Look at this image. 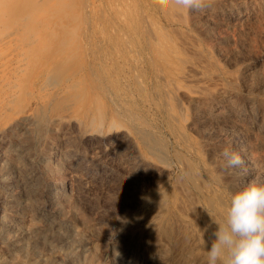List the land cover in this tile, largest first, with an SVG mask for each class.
Here are the masks:
<instances>
[{
  "label": "rangeland",
  "instance_id": "1",
  "mask_svg": "<svg viewBox=\"0 0 264 264\" xmlns=\"http://www.w3.org/2000/svg\"><path fill=\"white\" fill-rule=\"evenodd\" d=\"M132 1H133L134 5L131 6L130 4L132 3ZM134 1L135 0H124V1L123 0H120V1L119 0H0V35H3V34H8L9 35V33H11V32L13 33L14 31L15 32L19 31V33H23L26 36L28 35V42H27L28 45H26L27 47H25L26 48L25 50H27V49L29 50L28 53H29L30 57H32L33 55L39 54V53L42 54L43 58L45 57L44 59H48L49 57L50 58L53 57L54 53H56V51H55L56 49L54 48L55 49L54 50L53 47H50V49H48V46H45L46 50L43 49L44 48L43 45H42L43 41H45L47 39L48 41H51L52 43H55V41L58 40L61 37L60 35L65 34L66 31H67L66 33H69L70 31H72L71 35H74V36H72V39H73L74 43L70 47L67 48L68 50H67V53H66V55L68 56L70 62L68 61L67 63H65V66H67V67H69L71 69V71H69V73L66 74L67 76L66 75H56L54 77H51V80H49V81H47L46 79H41V75L39 74V72L36 73L37 70H38L37 69V67H38V65H37L38 62L37 61H38V59L37 60L35 59L34 61H30L31 64H30V62L26 63L25 66L22 68V71L19 72V78H18L19 79V85L21 87H23V93L21 92V90H22L21 89L16 94L15 97H8V99L6 97H4V96L2 97V95L0 94V102L2 103V104H0V107L4 106V104L5 105H10V106H8V111L9 112H7L6 114H3V113L0 112V116L3 115V116L0 117V126L2 125L0 127V132L3 131L2 133H0V137L2 138V139L0 138V149H1L0 150V157L2 156L0 158V164L2 163V166H0V172L3 169L2 167H4V164L6 163V161H13V163L19 164L21 166L20 170L21 169L23 170V171H20V174H19V172H17V170H14L12 172V174H11L12 175L11 179H13V180H11V181L8 180L7 182L5 181V182H2V183L0 182V199H2V197H3V199L4 198L6 199V198H9L8 196H12L13 195V198H11L13 201L11 202V204H9V206H10V210H9L10 215L14 218L16 223H18V222L22 223V221L26 225H29V223H30L31 226L35 229V235L36 236L33 234L34 236L30 235L29 237L21 238L22 240L20 241V243H21L22 250L17 252V254H16V258L17 259H21L22 258V260H25L28 264H45L48 259H49L48 261H52L53 263H56V264H81V263H83V259L82 258H79V260H77L75 263H68V262L66 263L65 260L63 261V259L66 256V253H68V251L71 250V245L72 244H70L69 242L72 243V238L68 234L69 230H70L69 226H71V225H73L74 227L77 226V229L79 231L81 230V232H80L81 243H90L87 246H92V247L93 246L97 247L99 245L101 246V247L99 246V249L101 248L100 250L103 252V253L101 252V254L103 255L101 261H103L104 264L106 262H108L106 264H109V262H110L109 246H108V240L107 239H108V237L110 235H113V233L115 234V236L113 235L114 241L118 242V244L120 245L121 248H124V249L126 248L125 250L126 251L128 250L129 252H131L132 255L134 253H135L134 255L142 254L143 253L142 249H144V248H142V247H141L142 249L140 248L141 245L138 243V240L137 241L135 240V237L134 238H132L131 236L129 237V235H131V231H129L130 227L124 221H121L122 219H121V216H120L121 213H122V215L123 214L125 215V214L128 213L127 211L132 210V207H133L132 205L135 204L134 199H137V196H138L139 191L141 189H145L147 187H152V186H157V185H162L165 182L164 186L167 185L165 189L169 188L168 189L169 193H170V191H174L175 190V192H177V194L183 195L181 193V192H183V191H181V189L183 190V188H182L181 185H179V182H180V184L181 183H182V185L184 184L183 186L185 187V189L187 188L188 191H189V189H188V187H189L191 189L190 192L195 195V196L191 195L187 191L190 194L189 196H187L189 199H190V196H192L191 197L192 200L196 199V197H197V199L195 201L193 200L192 204H195L194 206L198 207L199 206L198 200L201 201L202 200V196H201V192L198 190L199 188H197V187L201 186V187H206L207 189L209 188L208 191L211 194L217 192L218 194H221L222 196L224 195L223 196L224 199L227 202H229V200L231 198V194L234 193L235 191L234 192L226 191L225 189H226L228 184L229 185H235V186H238V188H241L240 186L243 187V185H246L249 181H251L252 179L257 178L259 176H260V178L262 177V179H264V176H261V174L264 175V172H263L264 171V138H261V139H260V137H258L259 139L257 137L254 138L255 136L251 135L253 130L250 128L251 125L253 126V123L255 124V122H256L258 116L260 115V113H264V111H262L264 109V106L261 104V102L264 104V93H263L264 92V85H262L263 82H264V26H263L264 25V20L261 21V22L253 21V23H251V25H249V27L247 26L246 30H245L243 28H238V27H235L233 29V27H229L227 24H224L222 21H218V20H215V19H214V21H211L213 23H211V24L209 23V24L206 25L207 21H204L205 19L201 20V18L198 16V14L196 12H193L192 14H190L191 12H187V11L182 10V9H177L175 7H173L172 10L170 9L166 14L161 13L162 16H161V14H160V16H161V18L163 20L167 19V20H170V21L179 22V23H177V25H175V28L177 30L175 29L174 31H172L171 28H167L165 31H163V29H165V28L161 29L160 26L159 27L158 26L155 27V30H157L158 32L162 31L161 33H163V34L164 33L165 34H167V33L171 34V37L170 36L169 37L170 38L173 37L172 40H174V42L177 45H180L181 47L185 46V45L186 46L187 45L195 46V48L198 50V52H200V53H198L200 55V57L197 56L199 59L195 58V61L199 60L197 63H199V62L201 63L202 62V60L200 58H201V56L203 54L204 55L202 56V58H204V59H203V62L201 63L202 65L199 63L201 66L196 63V69H195L196 71L189 72L190 78L188 79V81L186 80V78H183L182 76H177L176 80L173 81V79L172 80L170 79L171 83H168L169 81L167 82L165 80V78L162 77L164 79V81H163V79L161 80V77H160L158 82H161V83L158 84L157 81L156 82H154V81L156 80L155 77L156 76L159 77V75L155 76V74L153 73L152 65L155 62H157L158 60L161 59L160 56L158 54H154V52L156 50H160L161 49V44L163 42V37H161V35H158L156 33V40L157 41L155 40L152 43L153 46L151 45L150 47H148L149 50H151V52L144 50L146 53L144 51H142L143 57H141L140 48L137 49L136 47H134L135 46L134 43L137 40L132 39V37L127 34L128 33L127 32L128 28L123 29L124 27L128 26L127 25V20L131 16L134 15V12L135 13L138 12V7H137L138 5L135 4ZM209 1L212 2V3L219 4V3L225 2L227 0H209ZM228 1H232V0H228ZM63 2L65 3L64 4L65 6L62 4ZM118 3L119 4L122 3V5H119ZM151 3L153 5H155L154 0H152ZM135 5H137V6H135ZM51 10H56V12L55 11L53 12V14L54 15L56 14V16H54L53 14H52L53 16L50 15V11ZM64 12L67 13V14H64ZM131 12H133V14ZM51 13H52V11H51ZM193 14H194V16H193ZM118 16L121 17V18H119ZM124 16H125V18H124ZM51 17H53V18H51ZM65 19H67V20H65ZM175 19H177V20H175ZM182 19L184 21H182ZM193 19H195V20H193ZM185 21H187V22H185ZM215 21H218L219 23L218 22L215 23ZM59 22H60L61 26H62V24H63V26H65L64 29L62 27L57 29L56 26H60ZM56 23H58V25ZM25 24H29V25L32 24L34 26V29L31 30L30 32H25V31L19 30V28H21V26L25 25ZM213 24L215 25V28H213L214 27ZM199 25H200V27L202 29L200 27H198ZM203 25H204V27H203ZM208 26H210L209 27L210 29L208 28ZM211 26H213V27H211ZM242 29H243V31L244 30L245 31L244 32L241 31ZM47 30H49V31H47ZM64 30H66V31H64ZM124 30H126V31H124ZM201 30H203V31H205V33H209V34L205 35V33L203 34V32ZM117 31H119V32H117ZM157 31H155V32H157ZM175 31H176V34L174 33ZM73 32H75V33H73ZM121 32H122V34H121ZM19 33H14V36L17 37V35H20ZM41 33L43 35H41ZM116 33L117 34L119 33V35H117ZM48 34H50V35H48ZM51 34L53 36H51ZM35 35H36V38H35ZM47 35L49 36V38H48ZM122 35H125V36H122ZM40 36L41 37L44 36V40L43 39L40 40V38H41ZM11 37H13V36L11 35ZM45 37H47V38L45 39ZM124 37H126V39ZM191 37H193V38H191ZM38 38H39V40H38ZM192 39H194L196 41L193 42ZM36 40L38 41V43H37ZM40 41H42V43ZM124 41H126V42H124ZM133 41H134V43H133ZM159 41H160V44L157 43L155 45V43L159 42ZM179 42L181 44H179ZM186 42L189 43V44H186ZM52 43H50V45ZM131 43H132V45H131ZM41 46H42V48H41ZM153 48H157V49H153ZM44 51H45V53H44ZM52 52H54V53H52ZM6 53L8 54V52H3L1 55L2 56L3 55H7ZM43 54H44V56H43ZM49 54H51L52 56H50ZM70 54H71V56H70ZM147 54H148V56H147ZM225 55H226V57H225ZM227 56L230 59L227 58ZM186 58H187V55H186ZM227 59H229V60H227ZM234 59L237 61V63L235 62ZM207 60H208L209 63L205 62ZM233 60L235 62V66L233 65L234 64ZM137 62H138V64H137ZM146 62H148V63H146ZM243 63L246 66H244ZM36 65H37V67H36ZM253 65L254 66L257 65V66L253 67ZM258 65L260 66V68H258L259 67ZM65 66H64V68L67 70V68ZM85 66L94 68L96 71H98V70L99 71H98V73L96 75L93 74V76L92 75L87 76L86 84H85V82L83 80H82L83 81L82 82L81 79L74 81V83L70 82V83L66 84V78L63 77V76L68 77V75H70L71 73L76 72V70H78L77 68H82V67H85ZM206 66H207V68H206ZM104 70H105V72H104ZM197 70H198V72H201V73L197 74ZM243 70L246 71V72H243ZM261 70H262L263 73L260 72ZM218 71L220 73H218ZM251 71L253 72L254 75L256 74L254 72H257L256 76L259 79L258 78L254 79L256 76H254L252 74L254 76L253 77L251 75V73H250ZM145 72L147 74H145ZM258 72L261 73V75ZM101 73L106 74V76L102 75ZM248 73H250V74H248ZM242 74H243V76H242ZM249 75L252 76V78H249L250 77ZM100 76H101V78H105V80L107 78H108L107 80L111 79L110 80L111 84L114 83V84L117 85V87H116V85L113 84V86H115L114 88L117 90V91H115L116 92V96L119 95V98H123L124 101H126L129 104L130 108L134 112L136 111V113L139 116H141L142 124H144L142 126V129L145 127V129H143V130L146 132L147 135H150L149 136V139H150L149 143L152 145V149L151 150L148 151L147 149L143 148L142 152L144 151L143 153L145 154L146 158L151 160L152 162L161 164V161H163V162L165 161L164 165H166L165 167L168 169V171H166V172H168V173L165 174V172H161L162 174H160V173H156L153 169H151V170L148 169L147 170L146 168L145 169L143 168L141 171H138V173L136 174L140 178H138L136 175H135L136 177L135 176L132 177V175H131L132 174V170L137 169L138 166L134 164V166H135L134 168H133V165H132V166H130V168L127 166L129 168L128 170L126 169V167H123L124 169H122L121 168L122 166H120L119 163H118V161H119L118 158H121L124 155L122 150L119 152L120 154L122 153L121 154L122 156L119 153L115 154L114 150H113V145L109 143V146H108V143H106V142H105L106 143L105 147H104L105 144L102 143L104 148L101 147L102 145L100 144L98 147H101V148H99V150L96 149L97 152L98 151H103V149H104L103 152L97 153L96 151H94V152L88 151L87 149H89V146H91V144L89 143L88 145L86 144L87 146L84 145V144L79 145L78 147L81 146L80 150L77 147V149L74 151V153H72V157H76L77 159H78V157H80V155L85 153L82 156L86 155L87 159L83 162L84 163L83 166L85 165L83 168H86L88 166L87 168L89 169L94 159H95L94 160L95 163H96L97 160H98L97 163L101 162L99 164L100 168L97 167L96 171L94 169L91 172V173L94 172L93 174L90 173L88 175L86 173L87 177H85V173L84 172H86L88 170L87 168L86 169L82 168V170H76L75 168L72 167V169H74V171H76V172H74L71 169V167H69V164L67 165V164L64 163V161H63L64 157L63 156L69 150V146H68L69 143H68L67 139H69L71 136H74V134L71 132L72 130L69 127L67 128V126H62V125H60L58 123H55L56 124L55 125V124L51 123L49 119L51 118V115H53V113H55L57 110L58 111H63L64 109H67L71 105V102H72L71 100H74L73 103L75 101H77V102L80 101L82 99V93L81 92H85V90L88 88L87 86L88 85L90 86L91 83H93V85H95L94 82L97 81L98 78H100ZM145 76L147 78H145ZM191 77L195 78V80L193 78H191ZM205 78L209 79V81L207 82V79H205ZM149 79L150 80L152 79V80L149 81ZM178 79L179 80L181 79V81H183V82H181V81L179 82ZM192 79L194 80V83H193ZM200 79L201 80L204 79L205 81L204 80L200 81ZM243 79H244L245 84L242 81ZM245 79H247V80H245ZM249 79L252 82V85H255V86H250L251 82L249 81ZM41 80H42V82L46 81V82H44L46 84L45 85L41 84V86L38 85V86H36L34 88H32L33 86H30L32 83H36L37 81H41ZM89 80H90V83H88ZM144 80H146V81L148 80L147 84L149 82V85H147L148 86V90L147 91L144 90V88L142 89V87H143L142 82ZM189 80L192 81V82H190ZM256 80L258 82L260 80L261 84H260V82L258 83ZM172 82H173V84L175 82L177 85L176 84L173 85ZM256 82L258 84H256ZM24 83H25V85H24ZM198 83H200V84H198ZM240 83H243L244 86L242 84H240ZM161 84H162V86H161ZM213 84H215V85H213ZM247 84L248 85L250 84L249 86L253 87V88H250ZM204 85H206V86H204ZM245 85H247L248 88ZM26 86H27V88H25ZM29 86L31 88H29ZM156 86L159 87V88L155 89ZM164 86H167V87H164ZM173 86H175V88ZM196 86H198V88ZM212 86H213V88H212ZM72 87H74V88L72 89ZM168 87H170V89ZM240 87H241V89H239ZM53 88H54V91H53ZM118 88H119V90H118ZM163 88H164L165 91H167V90L171 91V92L173 91L174 93H177L179 95V97H178V100L180 99L179 103L180 104H184L182 106H183L184 113H185L186 117H185V115H183V116L185 117L186 121L182 120V118H180V117H177L176 113H178V108L176 106H178V104H177L178 102L176 100V97L175 96L172 97V93H170L171 99L173 100V102H172L170 100L169 96L168 97L162 96V94H164L163 92H165L163 90ZM176 88H178V89H176ZM220 88H225L229 92L233 93V96L235 97V99H238V97H239V99H241L244 102L243 103L240 100V102L243 105L247 106L248 102L249 103H251V102L253 103L254 102V105L256 104L255 107H254L255 109L253 108V110H252L254 113H251L252 111L249 112V110L248 111L246 110L247 112L246 111L242 112L240 110H236L235 113H236V115L238 114L237 115L238 118L240 120L243 118L241 121L240 120L239 121L240 122L243 121V123L245 122L244 123L245 125L242 126L243 123H240L239 125L242 126V129L234 128V131H235V129H237L235 132L231 128L230 129H224L223 127H221L222 131H220V130L218 131V129H220V126H218V125L216 126V124L214 125L213 123H212L213 125L211 123H209V124H207V123L205 124L204 123L202 125V123H201L200 126H196V128H194L196 130H197V128H198V130L200 128L205 129V131L207 132L206 134L204 133L205 131L202 130V129H200L201 132L203 131L202 133L200 132V130H199V132L197 131L198 133L194 132L195 130L192 129V128H191V130H192L191 131L190 127H188L187 124H189L188 121H193L195 114L188 108L189 101L191 100L190 97L196 96V95H198L200 93H204L206 95H213V94L217 95V92H218V90ZM243 88H245V89L243 90ZM24 89H26L27 91L24 90ZM171 89H173V90H171ZM247 89L248 90L250 89V90L248 91ZM261 89H262V91H261ZM72 90H73V92H72ZM191 91H193V92H191ZM69 92L70 93L71 92L72 93L75 92L74 93V95H75L74 97H75L76 100L74 98L72 99L73 95H71L72 97L68 98L67 100L61 98V96H64V94H69ZM55 93L59 94L58 96H59L60 99H55L58 102L57 101L55 102V100H54V102L56 104L54 103V104H51V105H55L56 106L57 103H60V105L58 104V106L55 107V108H53L54 106L53 107L49 106V107H47L46 110H44L45 109L44 106L48 104V101L51 100V98L53 97V95ZM117 93H118V95H117ZM180 93L181 94L183 93V94L181 95ZM187 94L189 95V98L185 97V95L188 96ZM46 95H47V97H46ZM50 96H51V98H50ZM159 96L161 98H159ZM49 98H50V100H49ZM132 98L133 99L135 98L134 99L135 101ZM158 99H159L160 102L157 101ZM3 100L6 101V103ZM166 100H167L168 103L166 102ZM13 101H16V102H13ZM43 101H44V103H43ZM174 101H176V102H174ZM171 102H172L173 106L171 105ZM154 103H156V104H154ZM166 103H167V106H166ZM160 104H162V105H160ZM26 105H30L32 108H36V109H32V115H33L34 118L33 119H29V120L28 119L27 120H21L20 124H18L17 127H13L11 129V125H9L10 121L13 118H17V116H18L17 115L18 113L16 112V114H15L14 112L18 110V107L21 108V106L23 107V106H26ZM9 107H11V108H9ZM100 107L101 106H95V108H94V110H96L95 112L97 113V114L95 113L97 121H95V125H93V129H96L95 131H98L100 129H101L100 131H102L104 125H106V123L104 124V122H105V114L106 113H105V110H103ZM166 107H168V108H166ZM48 108H49V110H48ZM51 108L54 110V112H53V110ZM172 108L173 109L175 108L174 109L175 112H173L174 110L173 111L171 110ZM39 109L40 110L43 109V111H44V112L42 111V116H41V113L39 112ZM257 109L261 110L262 112L258 111ZM254 110L255 111L257 110V111L255 112ZM37 111H38V114H37ZM50 111L53 112V113H51V115L48 114V113H50ZM102 112L104 114H102ZM170 112H172L173 114L170 113ZM192 114H194V116ZM244 114H246V115H244ZM11 115H13V116H11ZM239 115H240V117H239ZM252 115L255 116V117H253ZM253 118H255V119H253ZM171 119L174 120V121L172 122ZM41 120H44V121H41ZM24 122H25V124H24ZM34 122H36V123H34ZM174 122H177V123H174ZM249 122H250V124L251 123L252 124L250 125ZM176 124H177V127H176ZM183 124H185V125H183ZM50 125H52V126H50ZM58 125H60V127ZM246 125H247V127H246ZM8 126H10V127H8ZM211 126H214V127H211ZM176 128H177V130H176ZM215 128H217V129H215ZM64 129H66L67 131L64 130ZM212 129L216 130L217 132L216 131L212 132ZM105 130H104L103 136H106L107 135L106 133H108L106 128H105ZM223 130H225V132H226V130L227 131L231 130L232 132H226V133L224 132V133H222ZM245 131L249 132V135L251 136V138H250L249 135H247L248 132H245ZM65 132H67V133H65ZM238 132L240 134H242V135L239 136ZM41 133H42V135H41ZM63 133H65L64 137H63ZM194 133H196V134H194ZM235 133H236V135H235L236 137H234ZM232 134H233V136H232L233 139L231 138L232 140L230 138H228L230 140L225 139V137L227 138L228 135H229V137H231ZM206 135L207 136L209 135V136L207 137ZM222 136H224V138ZM245 136L246 137L248 136V137L245 138ZM211 137H212V139H211ZM240 137H243V138H240ZM61 139H64V140H61ZM220 139H221L222 142L219 141ZM243 139H245V140H243ZM249 139H251V140H249ZM179 140H181V141H179ZM253 140H254L255 143H253ZM61 141H62L63 145H62ZM140 143H142V142H140ZM242 143H244L243 144L244 146H241ZM245 143H246V145H248L247 146L248 148H246ZM3 144H4V146H3ZM66 144H67V146H66ZM187 144H189V145H187ZM233 144H235L236 146L233 145ZM237 144L239 145L238 146L239 148L237 147ZM57 145H59V146H57ZM157 145L160 146V147H158ZM153 146H155V147H153ZM189 146H190L191 150L187 149ZM202 146L205 149L202 148ZM224 146H226V148H232V149H234L236 151L239 150L238 152L242 153L240 155L244 159L245 164L241 168H237V169L232 170V171L230 170L229 172H227V173L222 175V171L221 170L223 169V160H222V157H220V153L219 152H222L225 149ZM262 146H263V148H261ZM221 147H224V148H221ZM253 147H254V149H253ZM259 147H260V149H259ZM217 148L218 149L220 148V149L218 150ZM2 149L5 150V151H3ZM19 149H22V150H19ZM155 149H157V150H155ZM247 149H248V151H246ZM6 150H7V152H6ZM62 150H64L65 152L62 151ZM77 150L79 152H77ZM214 150L216 152L217 151L218 152L216 153ZM87 151L91 152L93 155H91V153H89V156H88ZM154 151H155L156 154L158 153L157 154L158 156H155L156 154L154 153ZM80 152H83V153H80ZM95 153H96V155H95ZM124 153H125V151H124ZM163 153H165V155ZM200 153H202V154H200ZM245 153H247V154L245 155ZM74 154H77L79 156L74 155ZM100 154H101V156H100ZM108 154L109 155L110 154L111 155L114 154L115 157H114V155L112 157L111 155L109 156ZM149 154H152V155H149ZM209 154H210V156H209ZM213 155H215V156L219 155V156H217L218 157L217 158V157H215ZM17 156H19L21 159H19V157H17ZM103 157L105 159H103ZM111 157H112V159H111ZM150 157H152V159ZM156 157H158L157 160H156ZM22 158H25V159L23 160ZM76 158H73V159H76ZM90 158H91V160H90ZM92 158H93V160H92ZM161 158H163V159L160 160ZM100 159H101V161H99ZM106 159L108 160V162H107ZM109 159L111 160V162L113 161V163H111ZM176 159H178L179 161H181V160H183V161H181L179 163V161H177ZM261 159H263V160H261ZM56 161H57V163H56ZM166 161L168 162L167 164H166ZM19 162H21L22 164H20ZM110 163H111V166L114 165V168L110 166ZM181 163H182V166H181ZM183 163H184V165H183ZM188 163H189V165H188ZM62 164H64V166L66 165V167H64ZM107 164H109V165L107 166ZM257 164H258V166H257ZM56 165H58V166L56 167ZM100 165H102V166H100ZM115 165H116V167H115ZM61 166H63L65 169L63 167H61ZM105 166H107V169L105 168ZM184 166H185V168H184ZM117 167L120 168V171H118L119 168H117ZM252 167L255 169V171H253L254 169ZM58 168H61L60 169L61 171ZM109 169H110V172H109ZM184 169H187V170L185 171ZM258 169H259V171H258ZM83 170H85V171H83ZM115 170H117L116 172H118V173H115L114 172ZM143 170H144V172H143ZM145 170H147L146 173H145ZM193 170H194V172H193ZM70 171H72V172H70ZM104 171H106V172H104ZM149 171H152V172L148 173ZM120 172H122L123 175L119 174ZM72 173H74V174L76 173V175L73 174L76 177V179L72 175ZM108 173H110V174L108 175ZM144 173H145V175H144ZM21 174H22V177H20ZM163 174L165 175V177H164ZM81 175H83L85 178L83 176H81ZM90 175H92L91 178H90ZM105 175L107 177H105ZM157 175H159V177L160 176L161 177L158 178ZM123 176H125V178ZM153 176L154 177L157 176V177L154 178ZM177 176H178L179 179L177 178ZM190 176H191V178H190ZM193 176H194V178H193ZM205 176H207V177H205ZM213 176H215V177H213ZM70 177H72V179ZM81 177H82V179L84 178V180H85L84 183L86 182V180L88 181L85 184L88 185L90 183L88 185V187H90V188H87V190H86L85 187H82L81 185H80L81 186L80 187L79 183L77 182V179L81 178ZM117 177H119V178L116 179V181L119 180L120 183H118V185H121V186H120V188H118L117 190L114 191V190H111L113 186L112 185L110 186L108 182L114 181L115 178H117ZM21 178H22V181H21ZM120 178H122L121 181H120ZM136 178H138V180ZM195 178H196V182H198V184L195 183ZM73 179H75L76 182L73 181ZM128 179H132V181L129 180V182H128ZM133 179H135V180H133ZM140 179H142V180L144 179V182L141 181ZM148 179H150V180H148ZM176 179L178 180L177 182H176ZM96 180H99V181H96ZM106 180H108V181H106ZM124 180L127 181L128 183L125 182ZM154 180H155V182H154L155 184H153ZM241 180H243L244 183ZM157 181H160V182L158 183ZM30 182L35 184L34 188L31 187L30 185H28ZM91 182H93V183H91ZM101 182H103V183H101ZM124 182L127 183L128 185L127 184L124 185L125 184ZM136 182H137V184H136ZM138 182H139V184L142 183L143 185H139ZM148 182H149V184H148ZM53 183L55 185H57V186L59 185V187H61V184H62L63 187H61V188L64 190L63 192H65L64 197H67V194H68V198L67 199H69L70 201L71 200H74V201L70 202L66 198H65L66 200H64V197L63 198L61 197L62 194L59 195V196L56 195L55 191L53 190V186H54ZM75 183H76L77 187H75ZM176 183L178 184V186H177ZM218 183H220V184L218 185ZM135 184H136L137 187H135ZM97 185H99V186H97ZM101 185H104L105 187H103V186L101 187ZM78 186L82 189L80 191H82V193L84 195H80V192L78 190ZM131 186H132V188L135 187V190H134V188L132 189ZM140 186H141V188H140ZM210 186L213 188V190H212V188ZM121 187H123V188H121ZM177 187H180L181 189L177 188ZM71 188H73V190ZM33 189L36 190V191H34L35 193L32 191ZM109 189H110L111 192L109 191ZM178 189H179V191H178ZM66 190H68V192ZM101 190H102V192H101ZM120 190H122V191L120 192ZM132 190H134L133 193H132ZM86 191H88V192H86ZM74 192H75V194H74ZM76 192H79V193H76ZM184 192H186V190ZM107 193H108V195H107ZM109 193L112 194V195H110ZM123 193H125V194H123ZM1 194H2V196H1ZM126 194H128V196ZM130 194L132 196H130ZM184 195H188V194H184ZM59 197L61 198L60 200H58ZM122 197H124V198H122ZM126 197H128V198H126ZM193 197H195V198H193ZM198 197H200L201 199L198 198ZM192 204L190 203L189 205L192 206V208H193ZM197 204H198V206H197ZM16 206H17V208H16ZM60 206L62 208H59ZM118 206H119V208H118ZM60 211H61V214H60ZM75 211H76V213H75ZM115 211H117V212H115ZM121 211H123V212H121ZM225 213H226V210L223 212V216H224ZM35 214H37V215H35ZM116 215L117 216L119 215V216L117 217ZM41 218H42V220H41ZM67 218L70 219V220H68ZM208 219L212 220L211 217H208ZM71 220H72V222H71ZM111 221H113V222H111ZM110 222H111V225H112L111 226L112 229L110 228L111 230L109 229ZM120 223H121V225H120ZM127 228H128V230H127ZM118 229H119V231H118ZM121 229L123 231H120ZM38 231H39V233H38ZM127 231H129V232H127ZM108 233H110V235ZM124 233H125V235H124ZM122 234H123V237L121 239ZM65 235H67V236H65ZM81 235H83V236H81ZM126 235L128 236V238H127ZM123 240H125V241H123ZM94 241L96 242V244L94 243ZM104 241H105V244H104ZM129 248H130V250H129ZM140 249L142 251V252L140 251L141 253L139 252ZM65 250H66V252H65ZM137 250H138V252H137ZM62 252H64L65 254L62 253ZM60 256H63V257H60ZM30 259L31 260L35 259L36 261L32 260V262H31V261H29ZM54 259H56V260H54ZM123 259L124 258L122 257L120 259V262L123 261ZM135 262L137 264L138 263L139 264L140 263L141 264H145V263L147 264V260L145 261V259L143 260L142 258H139L137 260L135 259ZM135 262H134V258H132L131 264H135Z\"/></svg>",
  "mask_w": 264,
  "mask_h": 264
},
{
  "label": "bare ground",
  "instance_id": "2",
  "mask_svg": "<svg viewBox=\"0 0 264 264\" xmlns=\"http://www.w3.org/2000/svg\"><path fill=\"white\" fill-rule=\"evenodd\" d=\"M120 1V0H119ZM124 1V0H123ZM152 0H135L134 3L137 4L135 6L138 7V12H134V15L131 16L128 20H127V25L126 27H124L123 29L125 28H128V35H130L132 37V39H135L137 41H133L134 43V47H136L137 49L140 48V55L141 57H143V53L142 51H149L151 52V50H149L148 47H150L151 45L153 46V42L156 40V33L158 35H161V37H163V42L161 44V49L160 50H156L154 52V54H158L160 56V60H158L157 62H155L153 65H152V69H153V73L156 75H159L156 76V80L154 82H158L160 77H161V80L163 78H165V80L168 82V83H171L170 81L173 79L176 80L177 79V76H182L183 78H186V80L188 81V79L190 78V74L189 72L191 71H196V63L199 61H195V58L196 59H199L197 56L200 57V55L198 53V50L195 48V46L193 45H185V46H180V45H177L171 37V34H163L161 32H158L157 30H155V27H161L162 28H165L163 29V31H165L167 28H171L172 31H174L176 28H175V25H177V23L179 22H176V21H170V20H163L161 18L162 16V12L159 10V6L157 4L153 5L151 3ZM131 2V1H130ZM127 3V2H126ZM210 7H208L206 10L204 11H192L190 14H192L193 12H196L198 14V16L202 19H205L204 21H207L206 25L207 24H211L213 22L211 21H214L215 20H218V21H222L224 24H227L229 27H233V29L235 27H238V28H243L246 30V27L249 25H251V23H253V21L255 22H261L264 20V0H232V1H225V2H222V3H219V4H216V3H212L210 2ZM63 5L65 4L64 2L62 3ZM119 4V3H118ZM129 4V3H128ZM16 5V4H15ZM23 5V4H22ZM72 5V4H71ZM119 5H122L119 4ZM131 6L134 5L133 4V1L132 3L130 4ZM65 6V5H64ZM130 6V7H131ZM134 6V7H135ZM125 7V6H124ZM117 8V7H116ZM128 8V7H127ZM132 8V7H131ZM71 9V8H70ZM135 9V8H134ZM133 9V10H134ZM60 10V9H59ZM72 10V9H71ZM70 10V11H71ZM172 10V9H171ZM43 11V10H42ZM52 11V13H51ZM50 11V15L53 14V12L56 10H51ZM65 11V10H64ZM60 12V11H59ZM18 13V12H17ZM133 14V12H131ZM64 14H67L64 12ZM131 14V15H132ZM161 14V16H160ZM163 14H166V13H163ZM175 14V13H174ZM23 15V14H22ZM54 15V14H53ZM52 15V16H53ZM71 15V14H70ZM119 15V14H118ZM124 15V14H123ZM170 15V14H169ZM7 16V15H6ZM56 16V14L54 15ZM120 16V15H119ZM118 16V17H119ZM177 16V15H176ZM194 16V14H193ZM197 16V17H198ZM64 17V16H63ZM164 17V16H163ZM179 17V16H178ZM47 18V17H46ZM50 18V17H49ZM53 18V17H51ZM66 18V17H65ZM121 18V17H119ZM118 18V19H119ZM125 18V16H124ZM127 18V17H126ZM182 18V17H181ZM180 18V19H181ZM186 18V17H185ZM193 18V17H192ZM196 18V17H195ZM48 19V18H47ZM199 19V18H198ZM61 20V19H60ZM67 20V19H65ZM126 20V19H125ZM177 20V19H175ZM195 20V19H193ZM58 21V20H57ZM121 21V20H120ZM182 21H184L182 19ZM218 21H215L218 22ZM54 22V21H53ZM61 22V21H60ZM59 22V24H60ZM126 22V21H125ZM187 22V21H185ZM195 22V21H194ZM203 22V21H202ZM62 23V22H61ZM214 23V24H215ZM219 23V22H218ZM38 24V23H37ZM58 25V23H56ZM118 24V23H117ZM203 24V23H202ZM213 24V25H214ZM261 24V23H260ZM74 25V24H73ZM120 25V24H119ZM219 25V24H218ZM222 25V24H221ZM256 25V24H255ZM259 25V24H258ZM262 25V24H261ZM51 26V25H50ZM196 26V25H195ZM194 26V27H195ZM202 26V25H201ZM217 26V25H216ZM264 26V25H263ZM49 27V26H48ZM52 27V26H51ZM57 29L62 27L63 29L65 28V26H56ZM121 27V26H120ZM200 27V25L198 26ZM204 27V25H203ZM210 26H208L209 28ZM213 27V26H211ZM245 27V28H244ZM260 27V26H259ZM61 28V29H62ZM119 28V27H118ZM201 28V27H200ZM215 28V25L214 27ZM34 29V26L32 24H25V25H22L21 28H19V30H22V31H25V32H30L31 30ZM122 29V30H123ZM159 29V28H158ZM197 29V28H196ZM202 29V28H201ZM210 29V28H209ZM232 29V28H231ZM232 29V30H233ZM237 29V28H236ZM243 29L241 31H243ZM77 30V29H76ZM75 30V31H76ZM79 30V29H78ZM177 30V29H176ZM198 30V29H197ZM208 30V29H207ZM244 30V31H245ZM43 31V30H42ZM49 31V30H47ZM60 31V30H59ZM66 31V30H64ZM126 31V30H124ZM157 31V32H155ZM160 31V30H159ZM199 31V30H198ZM203 32V34L205 33V31L201 30ZM243 31V32H244ZM38 32V31H37ZM36 32V33H37ZM56 32V31H55ZM67 32V31H66ZM63 34V35H60L61 37L55 41V43H52L51 41H48L45 37V41H40L43 45V49H45V46H48V49H50V47H53V49L56 51V53H54L53 57H49L48 59H44L42 57V54L39 53V54H36V55H33L32 57L29 56V50H25L27 47L26 45L27 42H28V35L26 36L25 34L23 33H19V31H14L13 33H9L8 34H3V35H0V94L2 95V97H6L8 99V97H15L16 94L21 90V92L23 93V87H21L19 85V72L22 71V68L25 66L26 63H29L30 61H34L35 59L37 60L38 59V67H37V72H39V74L41 75V79H46L47 81L51 80V77H54L56 75H66L67 73H69V71H71V69L67 66H65V63H67L69 61V58L68 56L66 55L67 53V48L70 47L74 41L72 39V36L74 35H71V32L72 31H68L69 33H66ZM119 32V31H117ZM178 32V31H177ZM3 33V32H2ZM14 33H19L20 35H17L14 36ZM75 33V32H73ZM72 33V34H73ZM176 34V31L174 32ZM179 33V32H178ZM184 33V32H183ZM30 34V33H29ZM54 34V33H53ZM57 34V33H56ZM62 34V33H61ZM117 34V33H116ZM122 34V32H121ZM126 34V33H125ZM206 34H209V33H205ZM11 35L13 37H11ZM37 35V34H36ZM36 35H35V38H36ZM41 35H43L41 33ZM50 35V34H48ZM47 35V36H48ZM55 35V34H54ZM71 35V36H70ZM119 35V33L117 34ZM174 35V34H173ZM38 36V35H37ZM51 36H53L51 34ZM122 36H125V35H122ZM170 36V37H169ZM184 36V35H183ZM190 36V35H189ZM41 37V36H40ZM32 38V37H31ZM49 38V36H48ZM78 38V37H77ZM118 38V37H117ZM126 39V37H124ZM193 38V37H191ZM33 39V38H32ZM43 39L44 40V36H42L40 38V40ZM55 39V38H54ZM76 39V38H75ZM182 39V38H181ZM31 40V39H30ZM39 40V38H38ZM51 40V39H50ZM193 42H195L196 40L192 39ZM34 41V40H33ZM37 41V40H36ZM35 41V42H36ZM48 41V42H47ZM127 41V40H126ZM124 41V42H126ZM157 41V40H156ZM161 41V40H160ZM160 41L159 42H156L155 45L157 43L160 44ZM77 42V41H76ZM185 42V41H184ZM183 42V43H184ZM38 43V41H37ZM50 43H52L50 45ZM128 43V42H127ZM126 43V44H127ZM200 43V42H199ZM124 44V43H123ZM125 44V45H126ZM129 44V43H128ZM127 44V45H128ZM179 44H181L179 42ZM186 44H189L186 42ZM126 45V46H127ZM132 45V43H131ZM154 45V46H155ZM131 47V46H130ZM156 47V46H155ZM31 48V47H30ZM42 48V46H41ZM40 48V49H41ZM47 48V47H46ZM127 48V47H126ZM37 49V48H36ZM77 49V48H76ZM151 49V48H150ZM153 49H157V48H153ZM46 50V49H45ZM39 51V50H38ZM123 51V50H122ZM144 51V52H145ZM3 52H8L7 55H1ZM41 52V51H40ZM76 52V51H75ZM137 52V51H136ZM45 53V51H44ZM51 53V54H52ZM123 53V52H122ZM139 53V52H138ZM146 53V52H145ZM32 54V53H31ZM51 54H49L50 56H52ZM75 55V54H74ZM186 55H187V58H186ZM204 55V54H203ZM202 55V56H203ZM44 56V54H43ZM71 56V54H70ZM73 56V55H72ZM148 56V54H147ZM153 56V55H152ZM201 56V60L203 62V59ZM232 56V55H231ZM48 57V56H47ZM46 57V58H47ZM212 57V56H211ZM226 57V55H225ZM233 57V56H232ZM72 58V57H71ZM157 58V57H156ZM155 58V59H156ZM227 58H229L227 56ZM263 58V57H262ZM142 59V58H141ZM206 59V58H205ZM230 59V58H229ZM227 59V60H229ZM232 59V58H231ZM259 59V58H258ZM71 60V59H70ZM200 60V61H201ZM235 60V59H234ZM233 60V62H234ZM262 60V59H261ZM149 61V60H148ZM36 62V61H35ZM70 62V61H69ZM88 62V61H87ZM201 62V63H202ZM205 62H208L205 61ZM204 62V63H205ZM235 62L237 63V61L235 60ZM235 62H234V66H235ZM239 62V61H238ZM131 63V62H130ZM148 63V62H146ZM151 63V62H150ZM200 63V62H199ZM199 63H197L198 65H200ZM209 63V62H208ZM218 63V62H217ZM228 63V62H227ZM31 64V62H30ZM69 64V63H68ZM135 64V63H134ZM138 64V62H137ZM207 64V63H206ZM205 64V65H206ZM249 64V63H248ZM33 65V64H32ZM202 65V64H201ZM200 65V66H201ZM204 65V66H205ZM244 65V63H243ZM260 65V64H259ZM258 65V66H259ZM64 66L67 68V70L64 68ZM69 66V65H68ZM184 66V67H183ZM203 66V67H204ZM210 66V65H209ZM233 66V67H234ZM246 66V65H244ZM243 66V67H244ZM248 66V65H247ZM250 66V65H249ZM252 66V65H251ZM257 66V65H256ZM253 65V67H256ZM31 67V66H30ZM33 67V66H32ZM147 67V66H146ZM216 67V66H215ZM232 67V66H231ZM242 67V66H241ZM263 67V66H262ZM148 68V67H147ZM207 68V66H206ZM260 68V66L258 67ZM78 70H76V72L74 73H71L70 75H68V77L66 76H63L66 78V84L67 83H70V82H73L76 81V80H80L81 81L83 80L86 84V78L87 76H90L93 74H97L98 71H96L94 68H91V67H82V68H77ZM209 69V68H208ZM252 69V68H251ZM250 69V70H251ZM255 69V68H254ZM257 69V68H256ZM33 70V69H32ZM150 70V69H149ZM238 70V69H237ZM241 70V69H240ZM245 70V69H244ZM243 72H246L244 71ZM247 70V69H246ZM24 71V70H23ZM29 71V70H28ZM254 71V70H253ZM258 71V70H257ZM26 72V71H25ZM105 72V70H104ZM204 72V71H203ZM207 72V71H206ZM249 72V71H248ZM262 72V70L260 71ZM29 73V72H28ZM133 73V72H132ZM196 73V72H195ZM198 73H201V72H198L197 70V74ZM205 73V72H204ZM218 73H220L218 71ZM251 75L253 74V72L251 71L250 72ZM248 73V74H250ZM257 74V72H254ZM259 73V72H258ZM263 73V72H262ZM21 74V73H20ZM100 74V73H99ZM102 75H105L106 74H103L101 73ZM108 74V73H107ZM120 74V73H119ZM145 74H147L145 72ZM149 74V73H148ZM193 74V73H192ZM229 74V73H228ZM247 74V73H246ZM256 74L254 76H256ZM261 75V73H259ZM258 74V75H259ZM196 75V74H195ZM223 75V74H222ZM252 75V76H253ZM259 75V76H260ZM263 75V74H262ZM71 76V77H70ZM149 76V75H148ZM193 76V75H192ZM208 76V75H207ZM243 76V74H242ZM248 76V75H247ZM246 76V77H247ZM250 76V75H249ZM252 76H250L249 78H252ZM253 76V77H254ZM21 77V76H20ZM60 77V76H59ZM110 77V76H109ZM150 77V76H149ZM163 77V78H162ZM167 77V78H166ZM197 77V76H196ZM61 78V77H60ZM64 78V79H65ZM107 78V77H106ZM120 78V77H119ZM136 78V77H135ZM142 78V77H141ZM145 78H147L145 76ZM193 78V77H191ZM248 78V77H247ZM258 78L257 76L254 78L256 79ZM56 79V78H55ZM90 79V78H89ZM108 79V78H107ZM105 80V78H98L97 81H95V85H93V83H91V87L88 85L87 89L85 90V92H81L82 93V99L80 101H75L73 103L74 100H71V105L67 108V109H64L63 111H56L55 113L54 110L53 112L50 111V114L53 113V115H51V118L49 119L51 123L55 124V123H58L62 126H67V128L69 127L72 131V133L74 134V136H69L70 138L67 139L68 143H69V150L66 152V154L63 156V161L65 164H69V167H72L75 168L76 170H82V168L85 166H83V162L87 159V156H82L80 155V157H78V159L76 157H72V153H74V151L77 149V147L81 144H84V145H88L89 143L91 144V146H89V149H87L88 151H96L99 150V148L103 147L102 143H104V147L106 146V143H108V146H109V143L113 145V150H114V153L115 154H118L121 150L123 152V156L121 158H118L119 161V165L122 166L121 168L124 169L123 167H126V169L128 170L130 168V166L133 165V168L135 167V165L138 166L137 169L135 170H132V177H134L138 171H141L143 168L145 169H153L156 173H160L162 174L161 172H166L168 171V169L165 167L166 165H164L165 161H161V164H158V163H155V162H152L151 160L147 159L145 154L142 152L143 148L144 149H147L148 151L152 149V145L149 143L150 139H149V136L150 135H147L146 132L143 130L145 129V127L142 129V126L144 124H142V119H141V116H139L136 111L134 112L129 104L124 101L123 98H119V95L117 93L118 96H116V92L117 91L113 86V84H111L110 80ZM137 79V78H136ZM140 79V78H139ZM168 79V80H167ZM171 79V80H170ZM195 80V78H193ZM192 79L193 83H194V80ZM198 79V78H197ZM207 79V78H205ZM242 79V78H241ZM240 79V80H241ZM259 79V78H258ZM262 79V78H261ZM260 79V80H261ZM21 80V79H20ZM122 80V79H121ZM152 80V79H151ZM149 79V81H151ZM179 80V79H178ZM204 80V79H202ZM200 79V81H202ZM211 80V79H210ZM247 80V79H245ZM259 80V82H260ZM263 80V79H262ZM261 80V81H262ZM82 81V82H83ZM92 81V80H91ZM113 81V80H112ZM133 81V80H132ZM136 81V80H135ZM148 81V80H147ZM147 81L144 80L142 82L143 84V87L142 89L144 88V90H148V86L149 85V82L147 84ZM164 81V79H163ZM181 81V79L179 80V82ZM190 81V80H189ZM190 81V82H192ZM205 81V80H204ZM209 81V79H207V82ZM225 81V80H224ZM243 83L245 84L244 82V79L242 80ZM250 81V79H249ZM257 81V80H256ZM46 81H37L36 83H32L30 86H33L32 88L40 85L41 84H46L44 83ZM138 82V81H137ZM177 82V81H176ZM183 82V81H181ZM211 82V81H210ZM222 82V81H221ZM251 82V81H250ZM258 82V81H257ZM256 82V84H258ZM90 83V80L89 82ZM133 83V82H132ZM140 83V82H139ZM138 83V84H139ZM161 83V82H158V84ZM167 83V84H168ZM234 83V82H233ZM243 83H240L243 85ZM173 84V82H172ZM176 83L174 82L173 85H175ZM184 84V83H183ZM200 84V83H198ZM202 84V83H201ZM204 84V83H203ZM251 84V85H250ZM249 85L250 86H255V85H252V82L250 83ZM261 84V82H260ZM25 85V83H24ZM55 85V84H54ZM116 85V84H114ZM169 85V84H168ZM167 85V86H168ZM177 85V84H176ZM215 85V84H213ZM234 85V84H233ZM248 85V84H247ZM247 85H245L247 87ZM248 85V86H249ZM264 85V82L263 84ZM28 86V85H27ZM27 86L25 88H27ZM29 86V88H31ZM129 86V85H128ZM162 86V84H161ZM167 86H164V87H167ZM172 86V85H171ZM195 86V85H194ZM206 86V85H204ZM241 86V85H240ZM244 86V85H243ZM242 86V87H243ZM249 86V87H250ZM90 87V88H89ZM117 87V85H116ZM119 87V86H118ZM150 87V86H149ZM175 88V86H173ZM177 87V86H176ZM179 87V86H178ZM198 88V86H196ZM201 87V86H200ZM209 87V86H208ZM59 88V87H58ZM74 87H72L73 89ZM76 88V87H75ZM120 88V87H119ZM118 88V90H119ZM128 88V87H127ZM153 88V87H152ZM159 87L156 86L155 89H157ZM161 88V87H160ZM170 89V87H168ZM172 88V87H171ZM213 88V86H212ZM248 88V87H247ZM250 88H253V87H250ZM255 88V87H254ZM258 88V87H257ZM256 88V89H257ZM66 89V88H65ZM178 89V88H176ZM182 89V88H181ZM204 89V88H203ZM208 89V88H207ZM210 89V88H209ZM241 89V87L239 88ZM245 88H243L244 90ZM260 89V88H259ZM26 90V89H24ZM80 90V89H79ZM164 90V88H163ZM173 90V89H171ZM185 90V89H184ZM248 90V89H247ZM250 90V89H249ZM248 90V91H249ZM258 90V89H257ZM256 90V91H257ZM27 91V90H26ZM53 91H54V88H53ZM52 91V92H53ZM65 91V90H64ZM121 91V90H120ZM119 91V92H120ZM126 91V90H125ZM124 91V92H125ZM165 91V90H164ZM262 91V89H261ZM25 92V91H24ZM73 92V90H72ZM71 92V93H72ZM122 92V91H121ZM132 92V91H131ZM138 92V91H137ZM162 92V91H161ZM180 92V91H179ZM189 92V91H188ZM193 92V91H191ZM199 92V91H198ZM246 92V91H245ZM69 92V94H64V96H61L62 99H65L67 100L68 98L72 97L71 95H73L72 99L74 98L75 99V95L74 93L71 94ZM128 93V92H127ZM164 94H162V96H166V97H170V100L173 102V100L171 99V96H170V93H172V97L175 96L176 97V100H177V104L178 106H176L178 108V113L177 114V117H180L182 118V120L186 121L185 120V113H184V109H183V106L184 104H180L179 103V100H178V97L179 95L177 93H174L173 91H165L163 92ZM196 93V92H195ZM261 93V92H260ZM264 93V92H263ZM50 94V93H49ZM52 94V93H51ZM62 94V93H61ZM120 94V93H119ZM143 94V93H142ZM181 94V93H180ZM183 94V93H182ZM181 94V95H182ZM244 94V93H243ZM59 94L55 93L53 95V97L49 98L50 101H48V104L44 106V110L47 109V107L51 106L53 108L57 107L58 104L60 105V103H57V105H51V104H54L57 100L55 99H60ZM77 95V94H76ZM141 95V94H140ZM161 95V94H160ZM188 95V94H187ZM245 95V94H244ZM251 95V94H250ZM145 96V95H144ZM184 96V95H183ZM243 96V95H242ZM47 97V95H46ZM148 97V96H147ZM152 97V96H151ZM158 97V96H157ZM185 97H188L189 98V95ZM258 97V96H257ZM159 98H161L159 96ZM21 99V98H20ZM133 99V98H132ZM135 99V98H134ZM133 99V100H134ZM152 99V98H151ZM164 99V98H163ZM183 99V98H182ZM190 101H189V106L188 108L195 114H192L194 116V119L193 121H188L189 124L188 127H190V130L191 128L194 129L196 128V126H200V124L202 123V125L205 123L209 124V123H213L214 125L216 124V126H220V129H218V131H222L221 130V127H223L224 129H233L234 131V128H239V129H242V126L245 125L242 122H240L241 120L238 118V114L236 115V110H240L242 112L244 111H252L253 108L255 107L254 105V102L252 103H249L248 102V105H243L241 102H243L241 99H235V97L233 96V93L229 92L228 90H226L225 88H220L217 92V95L216 94H213V95H206L204 93H200L196 96H192L190 97ZM257 99V98H256ZM259 99V98H258ZM2 100V99H1ZM10 100V99H9ZM17 100V99H16ZM55 100V102H54ZM76 100V99H75ZM153 100V99H152ZM165 100V99H164ZM169 100V99H168ZM241 100V102H240ZM245 100V99H244ZM251 100V99H250ZM4 101V100H3ZM11 101V100H10ZM23 101V100H22ZM61 101V100H60ZM132 101V100H131ZM135 101V100H134ZM159 101V99L157 100ZM252 101V100H251ZM259 101V100H258ZM6 103V101H4ZM8 102V101H7ZM12 102V101H11ZM13 102H16V101H13ZM58 102V101H57ZM68 102V101H67ZM66 102V103H67ZM146 102V101H145ZM149 102V101H148ZM160 102V101H159ZM164 102V101H163ZM167 102V100H166ZM172 102H171V105H172ZM176 102V101H174ZM26 103V102H25ZM24 103V104H25ZM44 103V101H43ZM47 103V102H46ZM168 103V102H167ZM167 103H166V106H167ZM244 103V102H243ZM0 104H2L0 102ZM4 104V103H3ZM13 104V103H12ZM11 104V105H12ZM28 104V103H27ZM56 104V103H55ZM150 104V103H149ZM156 104V103H154ZM153 104V105H154ZM176 104V103H175ZM247 104V103H246ZM261 104L264 106V104L261 102ZM62 105V104H61ZM136 105V104H135ZM162 105V104H160ZM259 105V104H258ZM8 106L10 105H5L0 107V112L3 113V114H6L8 111ZM95 106H101L100 108H102L103 110H105V122L104 124L106 123V125H104L102 131L98 130V131H95L96 129H93V125H95V121L96 120V115H95V111L94 108ZM157 106V105H156ZM173 106V105H172ZM260 106V105H259ZM41 107V106H40ZM60 107V106H59ZM162 107V106H161ZM257 107V106H256ZM11 108V107H9ZM42 108V107H41ZM144 108V107H143ZM157 108V107H156ZM168 108V107H166ZM258 108V107H257ZM263 108V107H262ZM32 109H36V108H32L30 105H26V106H21L18 107V110L17 111H13L15 114L16 112L18 113L17 115V118H11L12 120L10 121V124L11 125V129L13 127H17L18 124H20L21 120H29V119H33V115H32ZM38 109V108H37ZM158 109V108H157ZM175 109V108H174ZM173 108L171 109L172 111L174 110ZM255 109V108H254ZM260 109V108H259ZM257 109L258 111H261ZM49 110V108H48ZM147 110V109H146ZM151 110V109H150ZM170 110V111H171ZM177 110V109H176ZM256 110V111H257ZM36 111V110H35ZM42 110L39 109V112L41 113V116H42ZM99 111V110H98ZM246 111V112H247ZM255 111V110H254ZM255 111V112H256ZM264 111V109L262 110ZM261 111V112H262ZM12 112V113H13ZM44 112V111H43ZM169 112V111H168ZM175 112V110L173 111ZM241 112V113H242ZM157 113V112H156ZM155 113V114H156ZM172 113V112H170ZM189 113V112H188ZM187 113V114H188ZM239 113V112H238ZM251 113H254L253 111ZM250 113V114H251ZM37 114H38V111H37ZM97 114V113H96ZM102 114H104L102 112ZM173 114V113H172ZM171 114V115H172ZM243 114V113H242ZM14 115V114H13ZM11 115V116H13ZM36 115V114H35ZM34 115V116H35ZM99 115V114H98ZM185 115V117L183 116ZM241 115V114H240ZM239 115V117H240ZM246 115V114H244ZM243 115V116H244ZM256 115V114H255ZM3 116V115H1ZM0 116V117H1ZM8 116V115H7ZM39 116V115H38ZM169 116V115H168ZM173 116V115H172ZM175 116V115H174ZM248 116V115H247ZM246 116V117H247ZM253 116V115H252ZM10 117V116H9ZM104 117V116H103ZM170 117V116H169ZM255 117V116H253ZM5 118V117H4ZM175 118V117H174ZM179 118V119H180ZM184 118V119H183ZM248 118V117H247ZM250 118V117H249ZM36 119V118H35ZM42 119V118H41ZM46 119V118H45ZM47 119V120H48ZM177 119V118H176ZM252 119V118H251ZM255 119V118H253ZM4 120V119H3ZM40 120V119H39ZM46 120V121H47ZM172 120V119H171ZM181 120V119H180ZM188 120V119H187ZM240 120V121H239ZM245 120V119H244ZM9 121V120H8ZM32 121V120H31ZM41 121H44V120H41ZM174 120H172L173 122ZM246 121V120H245ZM252 121V120H251ZM100 122V121H99ZM103 122V121H102ZM152 122V121H151ZM253 122V121H252ZM36 123V122H34ZM49 123V122H48ZM50 123V124H51ZM147 123V122H146ZM174 123H177V122H174ZM179 123V122H178ZM184 123V122H183ZM186 123V122H185ZM240 123H243L242 126L239 125ZM2 124V123H1ZM25 124V122H24ZM23 124V125H24ZM42 124V123H41ZM40 124V125H41ZM46 124V123H45ZM212 124V125H213ZM250 124V122H249ZM252 124V123H251ZM250 124V125H251ZM27 125V124H26ZM39 125V126H40ZM56 125V124H55ZM60 125H58L60 127ZM185 125V124H183ZM186 125V126H187ZM249 125V126H250ZM2 126V125H1ZM0 126V127H1ZM52 126V125H50ZM61 126V127H62ZM100 126V125H99ZM147 126V125H146ZM168 126V125H167ZM185 126V127H186ZM210 126V125H209ZM241 126V127H240ZM10 127V126H8ZM44 127V126H43ZM102 127V126H101ZM100 127V128H101ZM176 127H177V124H176ZM202 127V126H201ZM206 127V126H205ZM211 127H214V126H211ZM247 127V125H246ZM7 128V127H6ZM5 128V129H6ZM66 128V129H67ZM105 128L107 129L108 133H106L107 135L106 136H103V133H104V130ZM209 128V127H208ZM207 128V129H208ZM218 128V127H217ZM215 128V129H217ZM222 128V129H223ZM253 132L251 133L252 136H255L254 138H258L260 137L261 138H264V113H260V115L258 116L255 124L253 123V126L251 125L250 127ZM8 129V128H7ZM41 129V128H40ZM64 129V130H66ZM98 129V128H97ZM188 129V128H187ZM202 129V128H200ZM199 129V130H200ZM206 129V130H207ZM37 130V129H36ZM42 130V129H41ZM60 130V129H59ZM58 130V131H59ZM68 130V129H67ZM66 130V131H67ZM177 130V128H176ZM195 131L194 132H199L198 128L197 130L194 129ZM205 131V129H202ZM237 129H235L236 131ZM244 130V129H243ZM248 130V129H247ZM13 131V130H12ZM69 131V130H68ZM106 131V130H105ZM192 131V130H191ZM213 131H216V130H213L212 129V132ZM234 131V132H235ZM3 132V131H2ZM0 132V133H2ZM18 132V131H17ZM40 132V131H39ZM70 132V133H71ZM170 132V131H169ZM179 132V131H178ZM197 132V133H198ZM201 132V130H200ZM203 132V131H202ZM201 132V133H202ZM211 132V131H210ZM217 132V131H216ZM225 130H223L222 133H224ZM226 132H232L231 130L230 131H227ZM225 132V133H226ZM245 132H248V131H245ZM5 133V132H4ZM43 133V132H42ZM41 133V135H42ZM67 133V132H65ZM63 133V137H64V134ZM205 134L207 133L206 131L204 132ZM219 133V132H218ZM237 133V132H236ZM236 133L234 134V137H236ZM36 134V133H35ZM69 134V133H68ZM196 134V133H194ZM228 134V133H227ZM239 136H241L242 134H240L238 132ZM247 134V133H246ZM11 135V134H10ZM178 135V134H177ZM230 135V134H229ZM228 137L225 139H228V138H232L233 134L231 135V137ZM244 135V134H243ZM249 135V132L248 134ZM5 136V135H4ZM179 136V135H178ZM200 136V135H199ZM204 136V135H203ZM207 136V135H206ZM209 136V135H208ZM207 136V137H208ZM212 136V135H211ZM250 136V135H249ZM7 137V136H6ZM44 137V136H43ZM60 137V136H59ZM62 137V138H63ZM224 138V136H222ZM244 137V136H243ZM243 137H240V138H243ZM248 137V136H247ZM245 136V138H247ZM1 138V137H0ZM5 138V137H4ZM19 138V137H18ZM152 138V137H151ZM175 138V137H174ZM181 138V137H180ZM251 138V136H250ZM253 138V139H254ZM2 139V138H1ZM56 139V138H55ZM149 139V140H148ZM154 139V138H153ZM209 139V138H208ZM212 139V137H211ZM228 139V140H230ZM233 139V138H232ZM231 139V140H232ZM259 139V138H258ZM7 140V139H6ZM18 140V139H17ZM61 140H64V139H61ZM215 140V139H214ZM213 140V141H214ZM218 140V139H217ZM245 140V139H243ZM251 140V139H249ZM248 140V141H249ZM256 140V139H255ZM108 141V142H107ZM181 141V140H179ZM188 141V140H187ZM221 141V139L219 140ZM7 142V141H6ZM64 142V141H63ZM106 142V143H105ZM142 142V143H140ZM157 142V141H156ZM222 142V141H221ZM220 142V143H221ZM243 142V141H242ZM62 143V141H61ZM66 143V142H65ZM64 143V144H65ZM179 143V142H178ZM238 143V142H237ZM253 143L254 140H253ZM102 145L101 147H98L99 145ZM158 144V143H157ZM214 144V143H213ZM226 144V143H225ZM241 144V143H240ZM244 143H242L241 146H244L243 145ZM2 145V144H1ZM9 145V144H8ZM63 145V143H62ZM86 145V146H87ZM189 145V144H187ZM211 145V144H210ZM217 145V144H216ZM219 145V144H218ZM223 145V144H222ZM221 145V146H222ZM227 145V144H226ZM235 145V144H233ZM246 145V143H245ZM253 145V144H252ZM4 146V144H3ZM59 146V145H57ZM67 146V144H66ZM65 146V147H66ZM111 146V145H110ZM158 146V145H157ZM236 146V145H235ZM239 145L237 144V147ZM248 145H246V148ZM6 147V146H5ZM52 147V146H51ZM63 147V146H62ZM81 147V146H80ZM80 147L79 150H80ZM103 147V148H104ZM112 147V146H111ZM110 147V148H111ZM155 147V146H153ZM160 147V146H158ZM164 147V146H163ZM185 147V146H184ZM220 147V146H219ZM226 148V146H224ZM224 147H221V148H224ZM250 147V146H249ZM258 147V146H257ZM25 148V147H24ZM102 148V149H103ZM109 148V149H110ZM157 148V147H156ZM162 148V147H161ZM187 148V147H186ZM202 148H204L202 146ZM211 148V147H210ZM236 148V147H235ZM239 148V147H238ZM243 148V147H242ZM263 148V146L261 147ZM59 149V148H58ZM63 149V148H62ZM112 149V148H111ZM110 149V150H111ZM188 150L190 149V146L187 148ZM205 149V148H204ZM212 149V148H211ZM218 149V148H217ZM220 149V148H219ZM218 149V150H219ZM244 149V148H243ZM254 149V147H253ZM256 149V148H255ZM258 149V148H257ZM260 149V147H259ZM258 149V150H259ZM1 150V149H0ZM3 150V149H2ZM14 150V149H13ZM19 150H22V149H19ZM83 150V149H82ZM101 150V149H100ZM157 150V149H155ZM161 150V149H160ZM168 150V149H167ZM187 150V151H188ZM191 150V149H190ZM197 150V149H196ZM203 150V149H202ZM222 150V149H221ZM263 150V149H262ZM5 151V150H3ZM18 151V150H17ZM16 151V152H17ZM64 151V150H62ZM86 151V150H85ZM88 156H89V153L91 152H88ZM104 151V149H103ZM103 151H96L97 153L99 152H103ZM107 151V150H106ZM125 151V153H124ZM159 151V150H158ZM215 151V150H214ZM239 151V150H238ZM242 151V150H241ZM248 151V149L246 150ZM256 151V150H255ZM7 152V150H6ZM15 152V153H16ZM22 152V151H21ZM20 152V153H21ZM65 152V151H64ZM77 152H79L77 150ZM175 152V151H174ZM197 152V151H196ZM216 152V151H215ZM218 152V151H217ZM216 152V153H217ZM245 152V151H244ZM3 153V152H2ZM1 153V154H2ZM76 153V152H75ZM80 153H83V152H80ZM79 153V154H80ZM151 153V152H150ZM155 153V151H154ZM166 153V152H165ZM165 153H163L165 155ZM178 153V152H177ZM193 153V152H192ZM198 153V152H197ZM221 153V152H219ZM62 154V153H61ZM156 154V153H155ZM154 154V155H155ZM158 154V153H157ZM155 155V156H158V155ZM161 154V153H160ZM174 154V153H173ZM176 154V153H175ZM195 154V153H194ZM202 154V153H200ZM214 154V153H213ZM242 154V153H240ZM247 153H245L246 155ZM25 155V154H24ZM74 155H77V154H74ZM91 155H93L91 153ZM96 155V153H95ZM109 155V154H108ZM111 155V154H110ZM109 155V156H110ZM114 155V154H113ZM113 155H111L113 157ZM149 155H152V154H149ZM192 155V154H191ZM216 155V154H215ZM213 155V156H215ZM244 155V154H243ZM10 156V155H9ZM8 156V157H9ZM22 156V155H21ZM54 156V155H53ZM62 156V155H61ZM79 156V155H77ZM101 156V154H100ZM103 156V155H102ZM117 156V155H116ZM161 156V155H160ZM210 156V154H209ZM219 156V155H217ZM215 156V157H217ZM2 157V156H1ZM0 157V158H1ZM16 157V156H15ZM19 157V156H17ZM111 157V159H112ZM115 157V155H114ZM148 157V156H147ZM180 157V156H179ZM214 157V158H215ZM221 157V156H220ZM244 157V156H243ZM6 158V157H5ZM10 158V157H9ZM48 158V157H47ZM73 158H76V159H73ZM152 159V157H150ZM155 158V157H154ZM158 157H156V160H157ZM165 158V157H164ZM167 158V157H166ZM176 158V157H175ZM204 158V157H203ZM218 158V157H217ZM19 159H21L19 157ZM18 159V160H19ZM23 160L25 158H22ZM44 159V158H43ZM50 159V158H49ZM103 159H105L103 157ZM163 158H161L160 160H162ZM181 159V158H180ZM192 159V158H191ZM209 159V158H208ZM212 159V158H211ZM259 159V158H258ZM5 160V159H4ZM17 160V159H16ZM28 160V159H27ZM34 160V159H33ZM62 160V159H61ZM91 160V158H90ZM93 160V158H92ZM95 160V159H94ZM92 162L90 168L88 169L87 167V171L84 172L85 173V177L86 176V173L89 175L94 169L96 171V168L99 167V163H96ZM107 160V159H106ZM110 160V159H109ZM115 160V159H114ZM117 160V159H116ZM159 160V159H158ZM165 160V159H164ZM177 161H179L178 159H176ZM190 160V159H189ZM223 160V159H222ZM255 160V159H254ZM253 160V161H254ZM263 160V159H261ZM20 161V160H19ZM45 161V160H44ZM101 161V159L99 160ZM168 161V160H167ZM166 161V164L168 163ZM183 161V160H181ZM179 161V163L181 162ZM216 161V160H215ZM218 161V160H217ZM259 161V160H258ZM2 162V161H1ZM39 162V161H38ZM108 162V160H107ZM106 162V163H107ZM111 162V160H110ZM157 162V161H156ZM159 162V161H158ZM5 163V162H4ZM20 164H22L21 162H19ZM42 163V162H41ZM44 163V162H43ZM55 163V162H54ZM57 163V161H56ZM105 163V164H106ZM113 163V161L111 162ZM111 163H110V166H111ZM116 163V162H115ZM117 163V164H118ZM178 163V162H177ZM261 163V162H260ZM25 164V163H24ZM61 164V163H60ZM88 164V163H87ZM186 164V163H185ZM252 164V163H251ZM64 166V164H62ZM104 165V164H103ZM109 164H107L108 166ZM180 165V164H179ZM184 165V163H183ZM189 165V163H188ZM193 165V164H192ZM250 165V164H249ZM0 166H2V163L0 164ZM58 165H56L57 167ZM61 166V167H63ZM102 166V165H100ZM107 166H105V168L107 169ZM109 166V167H110ZM129 168H128V167ZM136 166V167H137ZM181 166H182V163H181ZM186 166V165H185ZM184 166V168H185ZM197 166V165H196ZM204 166V165H203ZM209 166V165H208ZM258 166V164H257ZM20 165L19 164H15L13 163V161H6V163L4 164V167H2L3 169L1 170L0 172V182H7L8 180L11 181L13 179H11V174L14 170H17V172H19L20 174V171H23L22 169L20 170ZM66 167V165L64 166ZM63 167V168H64ZM114 168V165L111 166ZM116 167V165H115ZM170 167V166H169ZM68 168V167H67ZM86 168H83V169H86ZM100 168V167H99ZM102 168V167H101ZM104 168V169H105ZM119 168V167H117ZM188 168V167H187ZM193 168V167H192ZM218 168V167H217ZM253 168V167H252ZM258 168V167H257ZM263 168V167H262ZM45 169V168H44ZM48 169V168H47ZM59 170L61 168H58ZM65 169V168H64ZM69 169V168H68ZM189 169V168H188ZM194 169V168H193ZM254 169V168H253ZM74 171V169H72ZM103 170V169H102ZM145 170V173L146 171ZM182 170V169H181ZM185 171L187 169H184ZM196 170V169H195ZM210 170V169H209ZM214 170V169H213ZM61 171V170H60ZM85 171V170H83ZM112 171V170H111ZM117 170H115L114 172L115 173H118L116 172ZM118 171H120V168L118 169ZM153 171V172H154ZM174 171V170H173ZM212 171V170H211ZM222 171V170H221ZM232 171V170H231ZM252 171V170H251ZM255 171V169L253 170ZM257 171V170H256ZM259 171V169H258ZM69 172V171H68ZM72 172V171H70ZM76 172V171H74ZM82 172V171H81ZM98 172V171H97ZM106 172V171H104ZM103 172V173H104ZM109 172H110V169H109ZM123 172V171H122ZM122 172H120L119 174H122ZM125 172V171H124ZM144 172V170H143ZM142 172V173H143ZM152 171H149L148 173H150ZM172 172V171H171ZM194 172V170H193ZM192 172V173H193ZM264 172V171H263ZM28 173V172H27ZM34 173V172H33ZM94 173V172H93ZM91 173V174H93ZM96 173V172H95ZM101 173V172H100ZM130 173V172H129ZM128 173V174H129ZM144 173V175H145ZM170 173V172H169ZM181 173V172H180ZM186 173V172H185ZM258 173V172H257ZM18 174V175H19ZM24 174V173H23ZM29 174V173H28ZM42 174V173H41ZM74 173H72L73 175ZM80 174V173H79ZM110 173H108L109 175ZM127 174V175H128ZM159 174V175H160ZM184 174V173H183ZM189 174V173H188ZM194 174V173H193ZM259 174V173H258ZM25 175V174H24ZM76 175V173L74 174ZM73 175V176H74ZM96 175V174H95ZM102 175V174H101ZM104 175V174H103ZM123 175V174H122ZM125 175V174H124ZM126 175V176H127ZM142 175V174H141ZM148 175V174H147ZM152 175V174H151ZM158 176V178H160ZM164 175V174H163ZM162 175V176H163ZM168 175V174H167ZM215 175V174H214ZM42 176V175H41ZM83 176V175H81ZM92 175H90V178H91ZM99 176V175H98ZM129 176V175H128ZM137 176V175H136ZM135 176V177H136ZM155 176V177H157ZM261 176H264L263 174H261ZM22 177V174L21 176ZM75 177V176H74ZM84 177V176H83ZM84 177V178H85ZM102 177V176H101ZM105 177H107L105 175ZM112 177V176H111ZM115 177V176H114ZM125 178V176H123ZM122 177V178H123ZM138 177V176H137ZM152 177V176H151ZM154 177V176H153ZM154 177V178H155ZM165 177V175H164ZM207 177V176H205ZM209 177V176H208ZM215 177V176H213ZM260 177V176H259ZM32 178V177H31ZM72 179V177H70ZM84 178L82 179L81 178H78L77 179V182L79 183V186L81 185L82 187H85L86 190L87 188H90L88 187V185L90 184H85L86 182H88L86 180V182L84 183ZM103 178V177H102ZM113 178V177H112ZM119 177L115 178L114 181H111V182H108L109 185L113 186L111 190H117L118 188H120L121 185H118L119 180L116 181V179H118ZM120 178V181L121 179ZM123 178V179H124ZM127 178V177H126ZM140 178V177H138ZM138 178H136L138 180ZM149 178V177H148ZM178 178V176H177ZM191 178V176H190ZM194 178V176H193ZM197 178V177H196ZM196 178H195V183L198 184V182H196ZM230 178V177H229ZM228 178V179H229ZM248 178V177H247ZM262 178V177H261ZM15 179V178H14ZM76 179V177H75ZM75 179H73V181H75ZM100 179V178H99ZM109 179V178H108ZM114 179V178H113ZM112 179V180H113ZM152 179V178H151ZM179 179V178H178ZM181 179V178H180ZM28 180V179H27ZM52 180V179H51ZM105 180V179H104ZM132 181V179H128V182ZM135 180V179H133ZM141 181L144 182V179H140ZM147 180V179H146ZM150 180V179H148ZM158 180V179H157ZM161 180V179H160ZM194 180V179H193ZM192 180V181H193ZM21 181H22V178H21ZM96 181H99V180H96ZM95 181V182H96ZM102 181V180H101ZM108 181V180H106ZM116 181V182H115ZM125 181V180H124ZM178 180L176 179V182ZM185 181V180H184ZM243 182V180H241ZM249 181V180H248ZM26 182V181H25ZM29 182V181H28ZM56 182V181H55ZM70 182V181H69ZM76 182V181H75ZM104 182V181H103ZM101 182V183H103ZM127 182V181H125ZM124 182V183H125ZM127 182V183H128ZM155 180L153 181V184ZM158 183L160 181H157ZM194 182V181H193ZM59 183V182H58ZM93 183V182H91ZM107 183V184H108ZM127 183H125L124 185H126ZM157 183V184H158ZM165 183V182H164ZM164 183L162 185H157V186H152V187H147L145 189H141L139 191V194L137 196V199H134V202L135 204H131L133 207H132V210L130 211H127L128 213L127 214H123L122 213L120 214L121 216V221H124L129 227H130V230L131 231V235H129V237L131 236L132 238L135 237V240L137 241L138 240V243L141 245L140 248H144L142 249L143 250V253L142 254H138V255H132L131 252H129L128 250L126 251L124 248H121L120 245L118 244V242H115L114 241V238H113V235L115 236V234L113 233V235H110V233H108L110 236L108 237V246H109V255H110V262L109 264H131V260L132 258H134V262H135V259H139V258H142L143 260L145 259V261L147 260V264H206V252H207V249L208 247H210V243L211 241L209 240V235L211 233V231L215 228V221H220L222 220L223 218V212L227 209V205H228V202L224 199V195L222 196L221 194H217L216 193H210L208 191V189L206 187H197L199 188L198 190L201 192V196H202V200L199 201V206L197 204L198 207L194 206L195 204H192L193 203V200L195 201L197 199H191L192 196H190V199L187 197L189 196L190 194L191 195H194L190 192V188L188 187L189 191L187 190V188L185 189V187L182 185V183L180 184L179 182V185L182 186L183 190L180 188V187H177V188H180L181 192L183 195L184 194H188V195H179L177 194V192L174 191H170L169 193V188L168 189H165L166 186H164ZM202 183V182H201ZM240 183V182H239ZM238 183V184H239ZM244 183V182H243ZM246 183V182H245ZM46 184V183H45ZM52 184V183H51ZM50 184V185H51ZM54 184V183H53ZM71 184V183H70ZM123 184V183H122ZM130 184V183H129ZM133 184V183H132ZM137 184V182H136ZM135 184V187H137ZM139 184V182H138ZM149 184V182H148ZM151 184V183H150ZM152 184V185H153ZM174 184V183H173ZM177 184V183H176ZM220 183H218L219 185ZM24 185V184H23ZM28 185H30L31 187H35V184L33 183H29ZM41 185V184H40ZM49 185V184H48ZM69 185V184H68ZM93 185V184H92ZM91 185V186H92ZM128 185V184H127ZM139 185H143L142 183L139 184ZM200 185V184H199ZM198 185V186H199ZM242 185V184H241ZM4 186V185H3ZM29 186V187H30ZM73 186V185H72ZM78 186V190L80 192V195H84L82 193V190L80 187ZM99 186V185H97ZM105 187L104 185H101V187ZM108 186V185H107ZM134 186V185H133ZM178 186V184H177ZM186 186V185H185ZM245 185H243L244 187ZM48 187V186H47ZM52 187V186H51ZM61 187L62 184H61ZM59 187V185H55L53 186V190L55 191V194L56 195H61V197L63 198L64 197V194L65 192H63L64 190ZM65 187V186H64ZM69 187V186H68ZM75 187L76 186V183H75ZM74 187V188H75ZM127 187V186H126ZM125 187V188H126ZM135 187L134 190H135ZM211 187V186H210ZM218 187V186H217ZM242 188V186H240ZM70 188V187H69ZM80 188V189H79ZM93 188V187H92ZM109 188V187H108ZM123 188V187H121ZM132 188V186H131ZM132 188V189H133ZM141 188V186H140ZM143 188V187H142ZM193 188V187H192ZM206 188V189H205ZM212 188V187H211ZM65 189V188H64ZM73 190V188H71ZM70 189V190H71ZM84 189V188H83ZM103 189V188H102ZM106 189V188H105ZM174 189V188H173ZM186 192H184L185 190ZM195 189V188H194ZM238 189V186H235V185H227L226 187V191H231V192H234V191H237ZM10 190V189H9ZM8 190V191H9ZM23 190V189H22ZM77 190V189H76ZM93 190V189H92ZM91 190V191H92ZM108 190V189H107ZM132 190V193L133 191ZM137 190V189H136ZM213 190V188H212ZM33 192L36 191V190H32ZM68 192V190H66ZM89 191V190H88ZM86 191V192H88ZM98 191V190H97ZM110 191V189H109ZM108 191V192H109ZM122 190H120L121 192ZM168 191V192H167ZM179 191V189H178ZM190 193H188V192ZM193 191V190H192ZM196 191V190H195ZM40 192V191H39ZM79 192H76V193H79ZM93 192V191H92ZM102 192V190H101ZM107 192V191H106ZM105 192V193H106ZM111 192V191H110ZM118 192V191H117ZM215 192V191H214ZM35 193V192H34ZM82 193V194H81ZM116 193V192H115ZM136 193V192H135ZM225 193V192H224ZM3 194V193H2ZM1 194V196H2ZM5 194V193H4ZM25 194V193H24ZM27 194V193H26ZM37 194V193H36ZM54 194V193H53ZM54 194V195H55ZM67 194V193H66ZM75 194V192H74ZM88 194V193H87ZM110 194V193H109ZM119 194V193H118ZM117 194V195H118ZM125 194V193H123ZM129 194V193H128ZM128 194H126L128 196ZM227 194V193H226ZM44 195V194H43ZM91 195V194H90ZM102 195V194H101ZM108 195V193H107ZM112 195V194H110ZM197 195V194H196ZM6 196V195H5ZM26 196V195H25ZM66 196V195H65ZM72 196V195H71ZM92 196V195H91ZM120 196V195H119ZM130 196H132L130 194ZM195 196V195H194ZM200 196V195H199ZM229 196V195H228ZM9 198H4L2 197V199H0V264H28L25 260H22L21 259H17L16 258V254L17 252L21 251L22 248H21V243L20 241L22 240L21 238H25V237H29L30 235L34 236L35 235V229L31 226V224L29 223V225H26L23 221L22 223H16V221L14 220V218L10 215L9 213V210H10V206L9 204H11V202L13 201L11 198H13V195L12 196H8ZM43 197V196H42ZM86 197V196H85ZM125 197V196H124ZM122 197V198H124ZM134 197V196H133ZM27 198V197H26ZM34 198V197H33ZM41 198V197H40ZM56 198V197H55ZM54 198V199H55ZM68 198V194H67V197H64V200ZM70 198V197H69ZM79 198V197H78ZM107 198V197H106ZM114 198V197H113ZM128 198V197H126ZM195 198V197H193ZM200 198V197H198ZM31 199V198H30ZM52 199V198H51ZM61 198L59 197L58 200H60ZM76 199V198H75ZM133 199V198H132ZM131 199V200H132ZM201 199V198H200ZM56 200V199H55ZM57 200V201H58ZM69 200V199H67ZM115 200V199H114ZM118 200V199H117ZM125 200V199H124ZM136 200V201H135ZM192 200V201H191ZM49 201V200H48ZM70 201V200H69ZM68 201V202H69ZM71 201H74V200H71ZM70 201V202H71ZM127 201V200H126ZM15 202V201H14ZM66 202V201H65ZM197 202V203H198ZM57 203V202H56ZM73 203V202H72ZM117 203V202H116ZM122 203V202H121ZM126 203V202H125ZM192 204L193 205V208L192 206H190L189 204ZM195 203V202H194ZM27 204V203H26ZM34 204V203H33ZM38 204V203H37ZM60 204V203H59ZM61 205V204H60ZM125 205V204H124ZM121 206V205H120ZM123 206V205H122ZM58 207V206H57ZM131 207V206H130ZM129 207V208H130ZM17 208V206H16ZM34 208V207H33ZM55 208V207H54ZM59 208H62L61 206ZM119 208V206H118ZM57 209V208H56ZM76 209V208H75ZM123 209V208H122ZM64 210V209H63ZM124 210V209H123ZM224 210V211H223ZM33 211V210H32ZM55 211V210H54ZM62 211V210H61ZM61 211H60V214H61ZM59 212V211H58ZM117 212V211H115ZM119 212V211H118ZM123 212V211H121ZM65 213V212H64ZM76 213V211H75ZM59 214V213H58ZM112 214V213H111ZM115 214V213H114ZM37 215V214H35ZM47 216V215H46ZM113 216V215H112ZM117 216V215H116ZM119 216V215H118ZM117 216V217H118ZM110 217V216H109ZM114 217V216H113ZM208 217H211L212 220L208 219ZM29 218V217H28ZM37 218V217H36ZM40 219V218H39ZM68 219V218H67ZM66 219V220H67ZM108 219V218H107ZM115 219V218H114ZM17 220V219H16ZM42 220V218H41ZM57 220V219H56ZM70 220V219H68ZM120 220V219H119ZM118 220V221H119ZM27 221V220H26ZM114 221V220H113ZM111 221V222H113ZM120 221V222H121ZM61 222V221H60ZM72 222V220H71ZM104 222V221H103ZM111 222H110V227L109 229L111 228ZM117 222V221H116ZM115 222V223H116ZM34 223V222H33ZM37 223V222H36ZM48 223V222H47ZM66 223V222H65ZM77 223V222H76ZM39 224V223H38ZM73 224V223H72ZM80 224V223H79ZM109 224V223H108ZM107 224V225H108ZM113 224V223H112ZM124 224V223H123ZM122 224V225H123ZM18 225V226H17ZM48 225V224H47ZM71 225V224H70ZM101 225V224H100ZM115 225V224H114ZM121 225V223H120ZM51 226V225H50ZM69 226V225H68ZM118 226V225H117ZM70 227V230H69V236L72 238V243L69 242L71 245V250L68 251V253H66V256L65 258L63 259V261L65 260L66 263H75L77 260H79V258H82L83 259V263L81 264H104L102 260V254H101V248L99 249V246H87L89 245L90 243H81V239H80V232L81 230L79 231L77 229V226H69ZM82 227V226H81ZM108 227V226H107ZM115 227V226H114ZM106 228V227H105ZM126 228V227H125ZM67 229V228H66ZM80 229V228H79ZM112 229V228H111ZM110 229V230H111ZM114 229V228H113ZM207 229V230H205ZM116 230V229H115ZM128 230V228H127ZM61 231V230H60ZM114 231V230H113ZM119 231V229H118ZM120 231H123L122 229ZM125 231V230H124ZM127 231V232H129ZM48 232V231H47ZM83 232V231H82ZM87 232V231H86ZM108 232V231H107ZM39 233V231H38ZM118 233V232H117ZM126 233V232H125ZM124 233V235H125ZM34 234V235H33ZM67 234V233H66ZM82 234V233H81ZM105 234V233H104ZM120 234V233H119ZM128 234V233H127ZM130 234V233H129ZM87 235V234H86ZM36 236V235H35ZM67 236V235H65ZM83 236V235H81ZM106 236V235H105ZM117 236V235H116ZM127 236V235H126ZM125 236V237H126ZM47 237V236H46ZM87 237V236H86ZM97 237V236H96ZM104 237V236H103ZM107 237V236H106ZM105 237V238H106ZM123 237V234L121 236V239ZM124 237V238H125ZM33 238V237H32ZM35 238V237H34ZM98 238V237H97ZM128 238V236H127ZM85 239V238H84ZM38 240V239H37ZM52 240V239H51ZM94 240V239H93ZM103 240V239H102ZM101 240V241H102ZM133 240V239H132ZM36 241V240H35ZM97 241V240H96ZM122 241V240H121ZM120 241V242H121ZM125 241V240H123ZM135 241V242H136ZM37 242V241H36ZM43 242V241H42ZM50 242V241H49ZM92 242V241H91ZM26 243V242H25ZM38 243V242H37ZM94 243L96 244V242L94 241ZM93 243V244H94ZM104 244H105V241H104ZM123 244V243H122ZM98 245V244H97ZM107 246V247H108ZM132 246V245H131ZM136 246V245H135ZM25 247V246H24ZM69 247V246H68ZM101 247V246H100ZM33 248V247H32ZM108 249V248H107ZM137 249V248H136ZM141 249L139 250V252L141 251ZM103 250V249H102ZM130 250V248H129ZM132 250V249H131ZM66 252V250H65ZM134 252V251H133ZM138 252V250H137ZM142 252V251H141ZM140 252V253H141ZM64 253V252H62ZM103 253V252H102ZM107 253V252H106ZM65 254V253H64ZM137 254V253H136ZM39 256V255H38ZM60 257H63V256H60ZM124 258L123 261L120 262V259L121 258ZM38 258V257H37ZM46 258V257H45ZM59 258V257H58ZM104 258V257H103ZM36 259V258H35ZM33 260V261H36V260ZM32 260L30 259L29 261L32 262ZM44 260V259H43ZM49 260V259H48ZM45 263V264H56V263H53L52 261H48ZM56 260V259H54ZM60 260V259H59ZM104 260V259H103ZM82 261V260H81ZM80 261V262H81ZM39 262V261H38ZM44 262V261H43ZM42 262V263H43ZM57 262V261H56ZM108 263V262H106ZM105 263V264H106ZM135 264H137L135 262ZM139 264V263H138ZM141 264V263H140ZM146 264V263H145Z\"/></svg>",
  "mask_w": 264,
  "mask_h": 264
},
{
  "label": "clouds",
  "instance_id": "3",
  "mask_svg": "<svg viewBox=\"0 0 264 264\" xmlns=\"http://www.w3.org/2000/svg\"><path fill=\"white\" fill-rule=\"evenodd\" d=\"M162 13L173 7L204 11L209 0H154ZM222 175L244 166L240 153L225 148ZM209 235L206 264H264V179L257 177L231 194L222 220ZM207 230V229H205Z\"/></svg>",
  "mask_w": 264,
  "mask_h": 264
}]
</instances>
